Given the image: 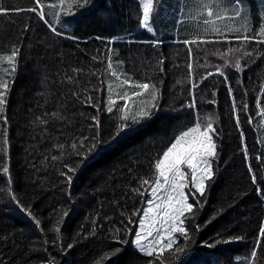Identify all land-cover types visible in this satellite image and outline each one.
Returning <instances> with one entry per match:
<instances>
[{
    "label": "trees",
    "instance_id": "trees-1",
    "mask_svg": "<svg viewBox=\"0 0 264 264\" xmlns=\"http://www.w3.org/2000/svg\"><path fill=\"white\" fill-rule=\"evenodd\" d=\"M42 3L47 23L36 13L26 11L37 7L35 0H0V9L5 10L0 13V55L10 54L13 46L20 49L15 72L6 76L9 90L3 116L7 123L0 119V264H126L129 257L135 259L132 250L140 218L133 213L146 207L150 198V185H142V181H154L155 160L180 133L198 121L209 120L219 132L215 138V175L207 182L205 195L200 197L197 193L200 204L195 215L186 221L190 241L178 236L184 251L165 253V257L167 264H244L242 258H248L251 252L245 238L213 248L203 245L230 236L242 237L228 229L226 233L219 232L218 228L237 209L251 210L248 199L256 201L255 192H244L251 191L244 166L236 177L228 174L227 160L231 156L222 94L233 76L239 79L243 106L247 104L244 113L254 138V185L264 193V117L257 114L261 110L258 100L264 107V45L249 44L251 57L236 51L222 58L221 53L227 48L240 45L217 43L223 37L212 29L219 27L224 31L226 24L239 26L241 21L203 24L208 17L200 0H159L154 14L155 35L139 25V0H91L84 8L72 0H65L63 6L60 0ZM49 4L57 7H48ZM61 7L71 11H61ZM249 11L250 23L258 26L264 0H244V12ZM198 37L213 41L190 45L192 71L201 76L192 79L185 74L174 79L168 52L188 50L189 46L182 42ZM153 40L160 42L158 46L150 43ZM109 56L112 70L126 73L133 81L155 84L159 89L158 107L151 118L130 123L114 139L120 113L106 110L107 83L115 81L107 68ZM237 58L243 71L237 72L234 67ZM161 59L163 65L159 63ZM3 67L10 66L0 61V69ZM218 67L224 76L219 75ZM209 72L214 74L208 76ZM4 75L0 70V76ZM193 82L198 85L195 89ZM123 91L131 94L138 89H116L121 94ZM116 92L112 93L113 99L117 98ZM193 92L195 109L188 107ZM88 96L93 97L92 103L97 107L86 102ZM142 100H150V96L139 97L137 106ZM123 103L118 101L117 107ZM93 117L99 120L98 127ZM4 129L7 145L3 143ZM85 137L88 140L81 152L94 142L93 137L102 143L82 160L71 144L77 142L79 146ZM65 165L77 169L69 173L73 176L70 184L61 175L67 171ZM5 166L8 173L2 171ZM237 180H243L241 196L228 194L230 202L218 207L221 188H230ZM189 201L195 203L191 196ZM253 208L258 220L251 230L252 239L260 220V204ZM129 219L133 223L129 224ZM56 227L60 228L59 233ZM150 259L146 256L135 261L148 264ZM248 260L250 264H264V253L260 260Z\"/></svg>",
    "mask_w": 264,
    "mask_h": 264
},
{
    "label": "snow or ice",
    "instance_id": "snow-or-ice-1",
    "mask_svg": "<svg viewBox=\"0 0 264 264\" xmlns=\"http://www.w3.org/2000/svg\"><path fill=\"white\" fill-rule=\"evenodd\" d=\"M72 3L79 5V8H84L91 3V0H72ZM37 7L26 9L36 13L41 20L47 23L45 19V12L43 11L44 4L42 0H35ZM65 0H60V5L63 6ZM201 6L206 9L207 19L203 20L205 25H215L217 21L224 22L230 21L233 24L237 20L241 21L239 26L225 25L224 31H221L219 27L212 29L213 33L223 37L222 41H216L217 43L235 44L239 43L240 47H230L226 49L225 53H221L223 58L229 53L242 51L243 56L251 57L252 52L247 50L249 44L264 45V12L259 13L260 22L258 26H253L251 21L250 11L244 12V0H200ZM159 6V0H139V7L142 9V15L139 19V25L141 28L147 30V32L155 35V28L153 27L155 22V13ZM48 7L56 8V4H49ZM24 11V10H17ZM61 11H71L70 9H64L61 7ZM5 10L0 9V13H4ZM74 14V13H72ZM59 16V13H57ZM215 17V19H211ZM56 31L55 28L52 29ZM207 31V29H205ZM58 35L60 33H57ZM213 41L204 40L198 37L195 40H184V43L188 47L189 56H192V48L190 45L197 43H212ZM153 46H158L159 41H151ZM111 52V49H109ZM20 49L13 46L10 54L0 55V61H6L10 67H3L2 72L4 76H0V119H3L4 123H7L6 117L2 115L4 106L7 104L6 96L9 90L8 79L6 76H10L16 70L17 57L19 56ZM95 59V57H93ZM118 64H122V61H118ZM160 65H163L164 61H159ZM189 70H192V64L187 65ZM237 72L243 71L240 59L237 58L234 64ZM107 68L110 71V75L115 77V81H119L117 84L115 81L107 83V91L109 93L107 111L112 113L114 110L120 113L119 122L116 126L113 139L119 136L122 132L126 131L130 123L138 124L145 119L151 118L153 110L158 107L157 101L159 99V89L155 84L149 82H137L133 81L126 73H119L113 69L112 57H108ZM78 71V70H73ZM160 71H163L161 67ZM219 75L224 76V72L217 68ZM213 73L209 72L208 76H212ZM72 80V77H68ZM203 79H206L204 77ZM227 79V77H225ZM128 86L129 88L138 89L131 94L128 91L123 93L116 92L117 88H123ZM198 85L193 82L192 89H195ZM102 89H95V91H101ZM116 92V99H113L112 93ZM232 89L229 87V94ZM261 93L264 94V84L261 85ZM150 96V100H142L137 106L136 99L145 95ZM192 102L188 105L189 108L195 109L196 100L194 92ZM76 95V93H74ZM215 95V93L213 94ZM93 97L88 96L86 102L92 107L98 105L92 103ZM118 101L124 103L117 107ZM215 103V101H212ZM257 106L260 107L258 115L264 117V107L260 106L259 100ZM244 109H247V104L244 105ZM233 110H236V101L233 99ZM96 126H99V120L93 117ZM47 123V121H41ZM251 122V120L249 121ZM239 116H236V125L239 127ZM219 132L210 120L208 122H196L194 126L183 131L177 136L173 142L162 152L154 162L153 167L155 169V179H145L142 181V185H150L149 197L146 200L147 207L142 210V216L138 222V229L135 231L134 244L137 246L140 252L145 256L150 257L148 264H167L165 253H180L183 252L178 243L177 234L179 237H183L185 241H190L189 229L186 227V221L195 215L197 206L200 204L197 198V193L200 197H203L206 193L209 181L213 180L215 175L213 164L218 157V147L216 143V137ZM243 132H241V138L243 140ZM88 138L85 137L79 142H73L71 148L76 155L80 156L82 160H86L88 155L95 151L102 143V141L92 138L94 141L91 143L86 151L81 152L80 149L85 148V141ZM264 143V141H261ZM3 143L7 145L6 129L3 133ZM59 148H64V145H58ZM243 151L247 158V147L245 145ZM58 157H53L57 159ZM259 159V158H258ZM67 171L61 172V175L65 177L66 181L70 184L73 176L69 173H75L76 168L69 165H65ZM2 171L8 173V168L3 167ZM249 172L253 173L251 165H249ZM190 177V178H189ZM257 177L253 173L252 181L256 183ZM195 189V191H192ZM187 190V191H186ZM136 191L139 192V189ZM259 192V189H258ZM140 195H144L140 192ZM195 201L189 202V197ZM15 199V197H13ZM68 213L65 212L66 216ZM139 210L133 215H139ZM151 215V222L148 223ZM39 226V221H36ZM133 223L129 219V224ZM55 231L60 232V228L56 227ZM131 231V230H129ZM243 237H229L228 239H218L214 242H204V247L213 248L220 243H230L233 241L241 240ZM118 243H126V241H119ZM71 247V245H69ZM258 249L264 251V225L259 228L256 244L253 247L250 257L254 261L258 257ZM119 251V249H117ZM109 255V254H105ZM244 264H250L248 258H242ZM51 264V262H50Z\"/></svg>",
    "mask_w": 264,
    "mask_h": 264
},
{
    "label": "rangeland",
    "instance_id": "rangeland-1",
    "mask_svg": "<svg viewBox=\"0 0 264 264\" xmlns=\"http://www.w3.org/2000/svg\"><path fill=\"white\" fill-rule=\"evenodd\" d=\"M168 56H169L170 74L174 79L178 77H182L185 74H189L192 79L193 78L197 79L199 76H201V74H195L192 70L190 71L189 68L187 67V65L191 63V57L189 56L188 50L168 52ZM229 87H231L232 89L231 94H229ZM134 99L139 101V98H134ZM233 99H235L236 101L235 112L233 110ZM222 107H223V112H224L225 119H226L225 128L227 129V131H229L227 132L228 140H229V153L228 154L231 156V158L228 157L229 160H227L228 161L227 167L229 168L228 174L233 177H236L237 175L240 174L242 166H244L248 179H249L250 189L251 191H253V192L251 191L248 192V190H245L244 192H247L248 194L249 193L252 194L255 192L256 201H250V199H248L247 205H250L251 210H249L248 212H242L241 209H237L235 213L233 214V217L228 222L225 221L218 228V230L219 232L226 233V229H228V231H230L232 234H237V235L242 236L247 241H249V245L251 248L250 251H252L253 247L256 244L259 228L262 225H264V193L261 188L255 187L252 181V174L254 173V170L256 167L255 166L256 161H255V156H254L255 144H254V138H253L252 131L250 130L247 117L244 113L242 92H241V88L239 84V79L236 76H233L229 80H227L226 87L222 94ZM4 114H5V106H4V111L2 115ZM237 115L239 116V121H240L239 127H237L236 125ZM241 132H243L244 134L243 140L241 138ZM245 145L247 147V158H246L245 152L243 151ZM249 165H251L253 169V173L249 172ZM240 182H243V180H237L236 185L230 188L226 187V185H224L221 188L219 199H218V207L226 206V204L230 202L229 195L231 194L237 197L241 196L242 186ZM258 189H259V192H258ZM228 190H231L232 193H228ZM258 204H260V209H261L259 210L260 220L256 224L257 226L256 227V237L252 239L251 230L255 227V221L258 220L256 218V214H258L256 213L257 210H255L253 206L258 205ZM146 207H142L140 209V214L138 215L139 218H141L142 216V210L145 209ZM150 222H151V215L148 220V223ZM178 236L179 235L177 234V239H178ZM132 252L135 254V255H132V256H135V259H131L129 257L126 264H137L135 260L139 258L140 259L146 258V256L142 252L139 251V249L137 248L135 244H134V248ZM263 253L264 251H261L258 249V257L255 260H260ZM249 255L250 254L248 253L247 257L250 259L251 263L255 262V260L253 261Z\"/></svg>",
    "mask_w": 264,
    "mask_h": 264
}]
</instances>
